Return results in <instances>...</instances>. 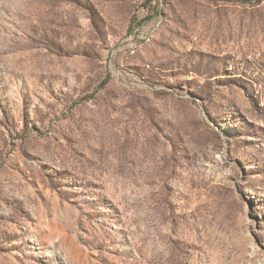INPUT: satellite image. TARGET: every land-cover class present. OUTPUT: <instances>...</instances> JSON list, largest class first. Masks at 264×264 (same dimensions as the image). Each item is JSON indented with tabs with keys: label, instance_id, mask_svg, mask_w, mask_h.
<instances>
[{
	"label": "rangeland",
	"instance_id": "374dc122",
	"mask_svg": "<svg viewBox=\"0 0 264 264\" xmlns=\"http://www.w3.org/2000/svg\"><path fill=\"white\" fill-rule=\"evenodd\" d=\"M0 264H264V0H0Z\"/></svg>",
	"mask_w": 264,
	"mask_h": 264
}]
</instances>
